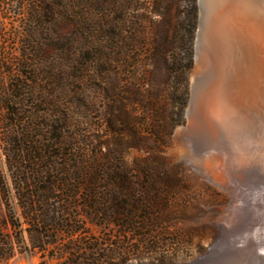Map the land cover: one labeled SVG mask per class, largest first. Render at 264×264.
Wrapping results in <instances>:
<instances>
[{"label": "rangeland", "instance_id": "obj_1", "mask_svg": "<svg viewBox=\"0 0 264 264\" xmlns=\"http://www.w3.org/2000/svg\"><path fill=\"white\" fill-rule=\"evenodd\" d=\"M201 18L200 0H0V97L19 72L34 77L27 100L39 122L54 136L95 140L117 158L99 156L101 167L130 170L136 191L108 225L83 209L81 188L67 217L80 235L17 245L1 264H264V88L243 97L231 137L195 115ZM26 41L34 72L18 66ZM5 150L0 141V171ZM107 235L113 249L124 243L125 262L105 260L107 243L94 250L91 239Z\"/></svg>", "mask_w": 264, "mask_h": 264}, {"label": "trees", "instance_id": "obj_2", "mask_svg": "<svg viewBox=\"0 0 264 264\" xmlns=\"http://www.w3.org/2000/svg\"><path fill=\"white\" fill-rule=\"evenodd\" d=\"M28 34L25 38H32L30 32ZM31 44L25 42L18 66L34 72V65L29 60ZM33 78L19 72L18 84L5 87L0 97L5 123V128L0 127V141L6 147L7 156L6 170L0 171V209L5 216L0 222V264L16 256L17 245L36 250L44 244L73 241L80 231L68 228L71 225L67 217H70L68 213L73 202L79 200L81 188H86L85 196L80 197L83 209L94 212L108 225L119 224V218L124 216L130 199L134 201L132 195L136 192L130 188L135 185L130 181L133 175L130 170L114 164L101 167L102 157L99 156L107 163H113L117 158L110 153L103 155L95 140L81 139L74 134L68 139L63 135L54 136L45 121L39 122L40 116L32 111L33 101L27 100L34 96L35 88L30 84ZM140 126L135 123L136 130ZM147 173L152 175L149 170ZM112 185L118 190L112 189L99 197V187ZM140 198L141 207L148 208L145 198ZM136 209L141 208L137 205ZM106 237L107 240L101 241L91 239L96 242L94 250L107 243L105 260L122 256L125 262L128 251L124 243L113 249L109 244L110 235Z\"/></svg>", "mask_w": 264, "mask_h": 264}, {"label": "bare ground", "instance_id": "obj_3", "mask_svg": "<svg viewBox=\"0 0 264 264\" xmlns=\"http://www.w3.org/2000/svg\"><path fill=\"white\" fill-rule=\"evenodd\" d=\"M200 1L192 106L197 117L220 125L231 137L234 119L243 115V97L264 88V0ZM235 159L244 166L243 156Z\"/></svg>", "mask_w": 264, "mask_h": 264}]
</instances>
